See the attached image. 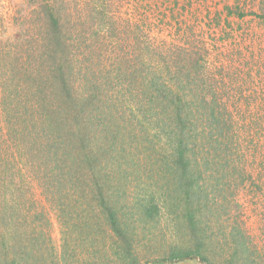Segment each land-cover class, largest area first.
<instances>
[{
  "label": "rangeland",
  "instance_id": "1",
  "mask_svg": "<svg viewBox=\"0 0 264 264\" xmlns=\"http://www.w3.org/2000/svg\"><path fill=\"white\" fill-rule=\"evenodd\" d=\"M43 2L53 4L72 39L79 35L87 42L81 49L90 43L85 51L97 68L84 63L85 57L75 60L69 79L74 94L88 90L106 93L105 112L119 127L124 125L119 144L148 132L153 149H149L147 162L138 165L117 166L118 161L108 155L110 151L101 153L105 159L98 167L91 157H85L71 171L69 180L59 183L61 180L54 179L46 184L36 177L39 173L34 167L37 162L42 167L49 162L43 146L20 144L21 156L18 147L12 148L15 135L8 136V154L21 156V166L27 172L5 175L14 154L8 157L0 150V264H204L197 256L164 261L179 250H199L210 264H264V0H109L105 7L102 0H0V43L17 53L0 58L7 70L16 61L28 60L25 47L38 48L47 37L50 27L39 12ZM237 5L243 8V16H239ZM103 8L105 14L100 13ZM4 43L0 48L8 47ZM147 44L163 46L165 51H172V45L188 50L228 85L223 89L217 80L216 99L226 101V110L232 112V139L239 135L243 140L230 153L229 167H235L228 174L234 179L222 184L225 178L219 174L224 160L219 149L215 153L220 143L204 146L203 136H191L188 152L191 157L197 152L193 167L197 166L190 172H203V178H196L204 193L199 199L184 194L174 163L178 149L166 134L161 107L149 103L145 109L150 110L137 111L138 92L132 87L143 88L150 76L135 70L127 78H119L115 63L114 72L104 75L111 68V57ZM39 53L33 54L36 64ZM100 60L106 64L102 71L98 69ZM116 62L121 68L129 65L120 59ZM221 63L224 67L216 69ZM206 96L210 98V94ZM116 99L118 111H114ZM240 106L244 114L235 113ZM30 107L35 109V105L18 103L13 107L16 110L9 109L5 120ZM136 119L143 124L132 125ZM20 121L32 127L36 119L28 118L24 110ZM90 146L95 151V145ZM240 152L244 160H239ZM114 153L117 156L118 152ZM107 167L114 172L109 179L103 176ZM80 173L84 176L78 179ZM151 196L158 206L154 217L145 213V201Z\"/></svg>",
  "mask_w": 264,
  "mask_h": 264
},
{
  "label": "trees",
  "instance_id": "2",
  "mask_svg": "<svg viewBox=\"0 0 264 264\" xmlns=\"http://www.w3.org/2000/svg\"><path fill=\"white\" fill-rule=\"evenodd\" d=\"M102 1H104L102 6H107L109 0ZM53 2H57V0H52ZM41 5H43V10H39L42 13L41 18H46L47 27H50L46 34L47 37L43 38L38 48L31 45H29V48L25 47L24 52L27 54L28 60L16 61L14 63L15 66L8 70L6 68L7 65L0 64V150L1 154L5 153L8 157L14 154L13 163L4 170L5 175L10 173L12 177L18 175L19 172L22 174L23 170L26 171V168L21 166L23 164L21 156L24 153H20L19 147L28 143L36 148L41 144L45 150L46 158L49 161L48 164L45 161L42 167V164L37 162V164L35 163L37 166L34 167L36 172L39 173L36 177L42 179L46 184L54 182V179L62 181L59 183L69 180L71 171L75 167L80 166L83 159H86L85 157H91L90 161L97 163L95 167H98L99 164H102V160L105 159L101 154L104 151H110L108 155L112 161H118L117 166H127L130 163L138 165L140 162H147V157L150 156L149 149H153L148 132L138 134L136 137L135 135L132 136L131 139L134 141L130 143H126V141V144L124 142L119 144V141H123V137H119V132L124 129V125L119 127L114 117L111 119L105 112L104 107L107 103H105L104 97L107 94L103 93L100 95L98 92L95 93L96 90L93 92L88 90L86 94H74L73 86L69 79L75 70V60L80 58V56L82 58L85 57V59L83 58L85 60L84 63L92 65L93 68L95 66V62H92L93 58H90V56L88 58V54L85 51L90 47V43L89 45L87 44L85 49H81V45L87 42H84V39L81 40L79 35H76L74 39L71 38L65 28L66 23L60 22L59 15L54 13L53 4L48 6L47 3L43 2ZM236 7L240 8L239 5ZM249 7L248 9H250ZM101 10L100 13L105 14V8ZM239 11V16H243V8H240ZM228 13H232V10L228 11ZM26 18L28 19L29 17L24 19ZM189 42L187 39L186 43ZM3 43L0 44L4 46ZM4 44L8 46L6 43ZM150 45L135 47L124 51V53L121 52L117 57H111V68L107 69L104 75L108 77L114 72L112 65L115 63V70L117 69L119 78H127L129 76L128 73L132 74V71L134 72L135 70H138L139 73L145 71L150 76L143 88L132 87L138 92L135 97L140 102L137 111L141 112L142 109V112L147 111V109L150 110V108L145 109L149 103L157 104L158 107H161V112H163V116L165 115L162 118L167 123L165 124L166 134L169 135V139L173 142L172 145H175V148L178 149L179 156L174 163L177 171H179L177 174L179 181L183 180L181 186L184 187V194L188 197L191 196V198L196 196L199 199L204 193L202 194L201 186L197 184L196 180L203 178V172L198 170L194 173L192 172V174L190 172L197 166L193 167V164L197 161V152L193 151V157L188 152L191 145L190 137L203 136V143L206 142V145L203 144L204 146L214 147L215 144L220 143V146L215 147V153L219 149L218 153H221L220 159L224 160L221 163V174H219L221 179L225 178V181L222 182L224 185L228 180V183H231V179H234L233 176H230V173L228 174L229 170L235 167H229V161L232 157L230 153L232 149L242 145L243 140L239 135L236 137L237 140H235L236 138L232 139L233 134L230 128L232 112L226 110V101L219 102L216 99L218 79L215 78L212 71L209 72L207 70L201 58H196L188 50L175 45L171 46L172 51L170 49L162 50L163 46L160 48ZM8 48L9 46L0 48V58L4 54L6 56L17 55V53L12 51V48L7 50ZM150 49H153L154 53H151ZM36 52H40V57H37L39 60L38 64H36V60L32 61L34 59L33 54H36ZM78 54H80L79 57ZM42 58H46L45 61L49 65L44 63ZM16 59L17 56L12 58L13 61ZM119 59L124 63H129V65L125 66V68L119 67L116 62ZM202 60L205 59L202 58ZM104 62L103 60L98 62L100 71H102L101 66L106 65ZM31 65H34L35 68L33 69ZM95 67L97 68V66ZM222 67L224 66H219L216 69H221ZM36 68L37 70L34 71ZM216 69H214V72ZM91 71L95 72V69ZM45 72H48V74ZM86 79L88 80V76H86ZM90 80H93L96 85L94 79L91 78ZM105 83L107 84L106 81ZM220 83L223 89L225 87L227 89L228 85L225 84L223 77ZM54 93L57 95L56 98ZM206 94H210V98H207ZM124 96L128 97L125 93ZM127 99L130 100L129 98ZM117 101L118 99L113 100V105L116 109L114 111H118L116 108ZM21 102L35 105V109H33L34 107L24 109L25 113L28 112V118L34 117L36 119L32 127H27L23 121H20L24 110L14 112L13 115L15 116L8 117L5 120V117L9 114V109ZM45 102L49 105H45ZM239 108L235 110V113L244 114V110L241 108V111ZM13 110L16 109L13 108ZM137 119L134 123H130L135 126L136 122H139ZM139 123L143 124L141 119ZM146 130L144 129L143 131ZM195 131H197L196 134H194ZM11 134L15 135L12 148L18 147L17 152L21 156H18L16 152L8 154L7 137L9 136L10 139ZM28 136H31L30 141ZM244 138L246 139V137ZM145 140L147 141L146 144L144 143ZM196 140L198 141V138ZM137 142L139 143L137 144ZM168 142L166 140V143ZM91 143L95 145V151L91 149ZM1 145L2 148H5L1 149ZM114 152H118L117 156ZM207 153H210V161L212 162L211 152L207 151ZM240 154L239 160H244L243 154L241 152ZM234 158L238 159L236 154ZM26 161L30 160L27 158ZM205 161L206 165L209 166V162ZM52 162H54L53 165H50ZM26 164L27 162H25ZM29 167L32 168V166ZM110 167L112 168V166ZM107 168L108 171L104 172L103 176L109 179L113 177L114 172L109 167ZM238 171L240 178L243 177L244 174H242L241 170ZM26 172H24L25 176L27 175ZM179 173L181 176H179ZM187 174H190L188 179ZM77 175L78 179H80V177L84 176V173ZM221 179L219 178V181ZM157 207L151 196L145 201L146 215L154 217ZM113 215L111 213V217ZM108 218L110 217L108 216ZM191 256H197L204 264H210L208 258L200 254L199 250L174 251L164 261L181 260Z\"/></svg>",
  "mask_w": 264,
  "mask_h": 264
},
{
  "label": "water",
  "instance_id": "3",
  "mask_svg": "<svg viewBox=\"0 0 264 264\" xmlns=\"http://www.w3.org/2000/svg\"><path fill=\"white\" fill-rule=\"evenodd\" d=\"M200 262H203V261L200 260ZM203 263H204V262H203Z\"/></svg>",
  "mask_w": 264,
  "mask_h": 264
}]
</instances>
